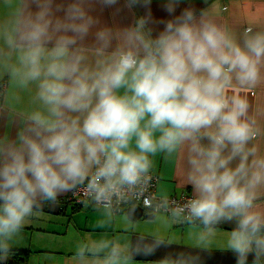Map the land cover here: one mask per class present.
Listing matches in <instances>:
<instances>
[{
	"label": "clouds",
	"instance_id": "clouds-1",
	"mask_svg": "<svg viewBox=\"0 0 264 264\" xmlns=\"http://www.w3.org/2000/svg\"><path fill=\"white\" fill-rule=\"evenodd\" d=\"M181 2L154 21L152 0H126L148 11L118 27L92 14L118 0H0V261L42 207L82 193L99 234L73 264H137L172 244L264 264V108L247 95L264 86V12L241 25L213 2L174 15ZM158 159L190 195L173 197Z\"/></svg>",
	"mask_w": 264,
	"mask_h": 264
},
{
	"label": "crops",
	"instance_id": "crops-1",
	"mask_svg": "<svg viewBox=\"0 0 264 264\" xmlns=\"http://www.w3.org/2000/svg\"><path fill=\"white\" fill-rule=\"evenodd\" d=\"M65 5L70 0H57ZM126 0H118L117 5L112 7H101L96 4L92 14L96 16L101 25L124 27L129 26L135 17L145 15L148 9L143 6H136L129 10L125 7ZM166 0H152L150 10L154 21L167 20L172 17L164 10L163 4ZM215 3L218 10L222 11L226 21L243 24L245 18H252L264 12V0H182L174 15H178L185 7L192 6L198 11ZM117 9H120L117 12ZM62 15V13H60ZM154 35L163 30L164 25L153 23ZM91 37H89V42ZM248 98L250 103L257 108H264V86L249 90ZM7 131L4 122L0 121V135ZM16 133V128L12 129V135ZM157 171L164 183L173 186L172 193L187 191L191 193V188L181 187L178 176L172 167L162 159L157 160ZM144 213V212H143ZM98 218L97 211L91 206L60 203L55 207L46 205L37 214L30 218L25 224L19 242L15 248H22L25 254H13L6 261L0 264H73V248L75 243L85 237L99 234L95 228ZM142 214L136 219L143 220ZM222 231L231 230L234 224L219 225ZM183 226H174L173 232L183 233ZM135 240V235H133ZM192 252L200 256V264H236L237 257L229 250L211 249L201 251L192 249L183 244H172L170 247L159 248L154 255L136 257L137 264H155L156 261L164 258L169 253ZM254 254L249 255L248 264H252Z\"/></svg>",
	"mask_w": 264,
	"mask_h": 264
},
{
	"label": "built area",
	"instance_id": "built-area-1",
	"mask_svg": "<svg viewBox=\"0 0 264 264\" xmlns=\"http://www.w3.org/2000/svg\"><path fill=\"white\" fill-rule=\"evenodd\" d=\"M172 194H173V197L176 199H180L184 197L185 195H190V193H188L187 191H182L181 193H172ZM81 201H82V193H76V194L68 193L59 198L58 204L66 202L68 204L84 205Z\"/></svg>",
	"mask_w": 264,
	"mask_h": 264
},
{
	"label": "trees",
	"instance_id": "trees-1",
	"mask_svg": "<svg viewBox=\"0 0 264 264\" xmlns=\"http://www.w3.org/2000/svg\"><path fill=\"white\" fill-rule=\"evenodd\" d=\"M25 252H26V251H24L22 248H15V249H13V253H15V254H17V253H18V254H19V253H20V254H21V253H22V254H25Z\"/></svg>",
	"mask_w": 264,
	"mask_h": 264
},
{
	"label": "water",
	"instance_id": "water-1",
	"mask_svg": "<svg viewBox=\"0 0 264 264\" xmlns=\"http://www.w3.org/2000/svg\"><path fill=\"white\" fill-rule=\"evenodd\" d=\"M143 213L142 207L137 209L136 217L141 216Z\"/></svg>",
	"mask_w": 264,
	"mask_h": 264
}]
</instances>
